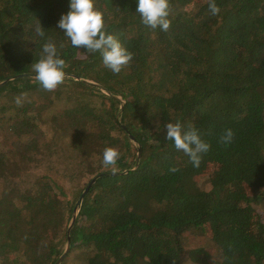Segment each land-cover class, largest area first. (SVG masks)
Instances as JSON below:
<instances>
[{"label": "trees", "instance_id": "obj_1", "mask_svg": "<svg viewBox=\"0 0 264 264\" xmlns=\"http://www.w3.org/2000/svg\"><path fill=\"white\" fill-rule=\"evenodd\" d=\"M215 3L212 15L209 0H170L165 32L141 23L138 0H96L106 33L134 54L114 74L58 27L70 0H0V264H56L69 234L60 264H264V0ZM48 38L67 64L51 92L32 71ZM177 120L210 144L199 167L165 139ZM106 147L121 153L115 172ZM58 150L71 171L36 190L14 180Z\"/></svg>", "mask_w": 264, "mask_h": 264}, {"label": "clouds", "instance_id": "obj_2", "mask_svg": "<svg viewBox=\"0 0 264 264\" xmlns=\"http://www.w3.org/2000/svg\"><path fill=\"white\" fill-rule=\"evenodd\" d=\"M95 3L96 0H70V10L61 16L58 27L64 30L65 36L71 41L73 47H84L88 53L99 52L103 65L114 74H119L130 64L134 54L128 51L117 37L106 33L104 13L96 8ZM171 11L170 0H138L136 9L143 25L153 30L160 28L165 32L171 26L169 19ZM209 11L212 15L220 12L215 0H209ZM35 33L41 38L45 37V31L40 22L35 26ZM59 47L63 48L64 45L60 44ZM66 68L67 64L60 58L57 44L48 38L43 44L39 60L32 64L35 80L44 90L54 91L64 83ZM25 96L26 94L22 93L15 98L17 106H22V98ZM165 127L167 130L165 139L174 141L175 148L189 156L195 167H199L202 155L210 149V144L202 138V133L194 126L185 130L179 120L175 123L168 122ZM233 138V131L227 129L221 136L220 142L230 144ZM120 156L118 148L106 147L103 151V166L111 167L115 172ZM169 170L176 172L179 169L171 167Z\"/></svg>", "mask_w": 264, "mask_h": 264}, {"label": "rangeland", "instance_id": "obj_3", "mask_svg": "<svg viewBox=\"0 0 264 264\" xmlns=\"http://www.w3.org/2000/svg\"><path fill=\"white\" fill-rule=\"evenodd\" d=\"M74 162L68 157V155L62 151L58 150L50 154L43 155L40 161L31 162L29 170L23 175L22 178H14L20 182L23 187L37 189L41 184L43 176L51 170H56L58 172H69L73 169ZM218 169L215 164L209 165L206 175L202 177L205 181L207 188L210 186V179L213 178L214 173ZM13 180V181H14ZM263 212V211H261ZM264 217V212H263ZM208 235V234H207ZM209 236V235H208ZM210 252H214L215 245L206 236L204 238V243L202 244ZM220 254H214L213 258L218 257Z\"/></svg>", "mask_w": 264, "mask_h": 264}, {"label": "water", "instance_id": "obj_4", "mask_svg": "<svg viewBox=\"0 0 264 264\" xmlns=\"http://www.w3.org/2000/svg\"><path fill=\"white\" fill-rule=\"evenodd\" d=\"M80 80H84L85 82H88V83H92V84H94V85H96V86H98L103 92H105V93H107V94H111L108 90H106L103 86H101V85H99L98 83H95L94 81H92V80H89V79H84V78H82V79H80ZM3 82H1L0 84H2ZM112 95V94H111ZM119 99H122L121 97H118ZM123 101V100H122ZM123 103H125L124 101H123ZM122 106H121V109H120V111H119V114H118V119H120V116H121V112H122ZM137 146H139V145H137ZM139 163H140V157L138 158V161H137V165H139ZM101 176V174L100 175H97L96 177H94L93 179H92V181L89 183V185H88V187H86V189L83 191V193H82V195H81V197H80V200L76 203V205H75V207H74V211H73V217H72V219H71V221H70V223H69V226H68V228H69V233H70V230H71V228H72V226H73V224H74V222H75V220H76V217H77V215H78V212H79V206H80V203H81V200L83 199V197L86 195V193L88 192V190H89V188H90V186L97 180V178H99ZM68 241H67V243H66V247H65V251H64V254L60 257V259L57 261V263L56 264H60L61 262H62V260L64 259V257H65V255H66V253L68 252V250L70 249V234L68 235Z\"/></svg>", "mask_w": 264, "mask_h": 264}]
</instances>
